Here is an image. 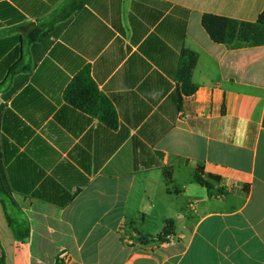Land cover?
Returning a JSON list of instances; mask_svg holds the SVG:
<instances>
[{
    "label": "crops",
    "instance_id": "0c3cea01",
    "mask_svg": "<svg viewBox=\"0 0 264 264\" xmlns=\"http://www.w3.org/2000/svg\"><path fill=\"white\" fill-rule=\"evenodd\" d=\"M68 2L0 0V170L18 206L14 231L0 202V264H264V46L202 26L254 23L264 0H88L45 28ZM86 67L117 130L64 99Z\"/></svg>",
    "mask_w": 264,
    "mask_h": 264
},
{
    "label": "trees",
    "instance_id": "16d2710c",
    "mask_svg": "<svg viewBox=\"0 0 264 264\" xmlns=\"http://www.w3.org/2000/svg\"><path fill=\"white\" fill-rule=\"evenodd\" d=\"M88 0H69L68 6L58 12L45 28H51L56 23L70 19L76 12L81 10ZM202 26L213 42L225 45L230 49L264 46V11L254 23L243 22L234 19L205 14L202 18ZM46 32L37 29L30 35V42H36L43 38ZM198 56L196 53L182 52L181 62L177 73V79L182 84L184 94L191 95L195 91L192 83V74L196 67ZM17 71L16 67L10 69V76ZM65 101L72 107L97 119L99 122L117 130L119 126L116 110L110 100L103 95L94 82L89 67L80 71L70 82L64 92ZM0 202L6 212L8 222L15 231L8 210H18L17 204L11 197L7 181L0 170ZM173 231V225L168 223L164 230V240ZM27 232L25 237H27ZM57 264H63L61 260Z\"/></svg>",
    "mask_w": 264,
    "mask_h": 264
},
{
    "label": "built area",
    "instance_id": "2783aa9c",
    "mask_svg": "<svg viewBox=\"0 0 264 264\" xmlns=\"http://www.w3.org/2000/svg\"><path fill=\"white\" fill-rule=\"evenodd\" d=\"M66 256V254H63L61 257L63 258V257H65Z\"/></svg>",
    "mask_w": 264,
    "mask_h": 264
}]
</instances>
